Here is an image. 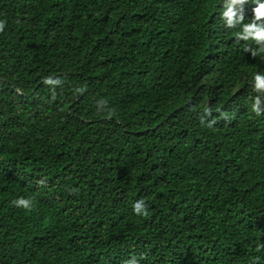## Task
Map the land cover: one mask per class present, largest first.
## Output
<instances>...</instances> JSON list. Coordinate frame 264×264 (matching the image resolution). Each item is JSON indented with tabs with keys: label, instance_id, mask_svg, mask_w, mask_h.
<instances>
[{
	"label": "trees",
	"instance_id": "16d2710c",
	"mask_svg": "<svg viewBox=\"0 0 264 264\" xmlns=\"http://www.w3.org/2000/svg\"><path fill=\"white\" fill-rule=\"evenodd\" d=\"M222 4L0 0V264H264V53Z\"/></svg>",
	"mask_w": 264,
	"mask_h": 264
},
{
	"label": "clouds",
	"instance_id": "9594fccd",
	"mask_svg": "<svg viewBox=\"0 0 264 264\" xmlns=\"http://www.w3.org/2000/svg\"><path fill=\"white\" fill-rule=\"evenodd\" d=\"M254 5L251 8V19L248 23H245V10L246 5ZM220 18L223 21L224 27L227 29H234L239 27V31L236 32L237 41H252L258 47L253 49L251 47H245V52H250L252 57H256L258 52L264 53V0H223V4L220 10ZM6 22L4 20H0V33H2L5 29ZM43 84L49 86L51 89L52 99H56V87L60 86L63 81L61 78L56 77L53 78L51 76L45 77L42 80ZM252 89L257 95L252 98L251 110L257 116L264 114V73L256 72L253 73L252 77ZM87 89L84 87L76 88L75 92L79 94H83ZM107 101H99L97 103V111H104L105 105ZM114 109L108 110L107 118L111 119L114 115ZM205 114L207 116H211V110L205 109ZM215 120L208 121L207 126L212 127L215 124ZM201 125H204L205 120L201 118ZM41 186H45L44 180H39L37 182ZM73 193L77 192V189L71 190ZM12 205L17 208H22L24 210L31 211L32 210V200L26 199L24 197H20L14 199ZM133 211L136 215L147 216V205L144 200H138L133 204ZM259 248H264V245L258 246ZM141 258H145L142 254ZM123 264H138V261L135 257L124 261Z\"/></svg>",
	"mask_w": 264,
	"mask_h": 264
}]
</instances>
